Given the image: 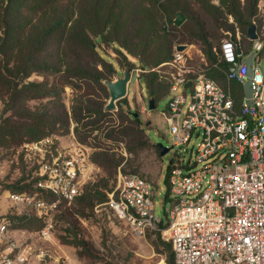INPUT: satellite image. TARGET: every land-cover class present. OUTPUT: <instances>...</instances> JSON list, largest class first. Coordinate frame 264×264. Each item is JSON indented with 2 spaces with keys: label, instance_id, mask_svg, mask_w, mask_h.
Wrapping results in <instances>:
<instances>
[{
  "label": "built area",
  "instance_id": "2783aa9c",
  "mask_svg": "<svg viewBox=\"0 0 264 264\" xmlns=\"http://www.w3.org/2000/svg\"><path fill=\"white\" fill-rule=\"evenodd\" d=\"M252 42V50L245 54L237 30V36L230 34L223 41L220 51L214 49L229 65L227 80L241 84L247 80L242 58L255 52L253 96L248 102L244 94L240 105L230 85L224 88L209 75L212 65L196 68L190 63L188 48L176 49L182 43L174 44L172 60L163 64L169 68L170 100L165 117L173 135L172 146L200 139L194 161H173L168 174L171 206L164 223L168 224L165 231L174 264H264V43L261 38ZM238 46L242 54H238ZM145 71L132 69L131 80L134 76L140 79ZM43 143L52 147V138L29 146L44 152ZM45 151L50 155L36 170L40 190L8 193L20 209L18 215L35 213L48 218L62 203L70 205L82 193L84 150L76 146ZM154 194L148 178L121 172L108 192L106 205L133 235L145 237L149 231L159 230L163 222L154 215ZM44 254L12 244L0 250V264H50Z\"/></svg>",
  "mask_w": 264,
  "mask_h": 264
},
{
  "label": "trees",
  "instance_id": "16d2710c",
  "mask_svg": "<svg viewBox=\"0 0 264 264\" xmlns=\"http://www.w3.org/2000/svg\"><path fill=\"white\" fill-rule=\"evenodd\" d=\"M260 1L0 0V98H3L1 90L7 92L0 121V147L65 135L72 123H75L74 130L80 142H85L95 130L103 129L100 122L107 113L104 105L85 95H77L69 111L63 100L66 86L83 89L86 94L93 89L107 92L104 80H112L117 69L103 54L105 49L101 44L113 47L123 56L118 60L120 67L136 68L129 60L130 56L140 62L138 67L146 70L141 77L144 76L150 98H155L157 105L169 92L170 82L161 69L173 58L177 33L185 42H200L212 65L209 75L224 88L230 85L240 105L245 94L243 84L227 80L225 73L229 71V65L214 51L216 47L211 33L200 18V12L208 15L217 28L235 33L237 25L243 39L249 42L247 46L241 42L243 52L247 54L253 46L248 30L259 15ZM178 13L187 15L181 26L174 23ZM230 18L233 23L229 22ZM261 23L257 25V31L264 43ZM221 47L217 49L220 51ZM214 63L218 67H214ZM33 74L42 75L44 79L31 80ZM39 99H47L53 108L44 106L32 110L27 107L29 101ZM126 100H119L117 105L123 107ZM8 110L13 113L6 115ZM132 117L138 128L129 135L130 142L137 148L145 147L149 138L136 113H132ZM96 154L95 160L100 166L111 164L112 157L106 150ZM37 168L34 179L19 186L23 179L20 180L11 186L13 192L32 194L40 190L36 187L39 180ZM79 199L87 202L83 211L89 204L94 206L95 202L108 207V192L102 191L99 183L90 184L87 189L83 187L72 203ZM62 206L68 205L62 203L58 210ZM9 218L11 225L26 229H39L46 219L35 213ZM167 225L162 222L159 227ZM67 242L80 247V255L90 254L85 241L77 235ZM167 260L168 264H174L173 250Z\"/></svg>",
  "mask_w": 264,
  "mask_h": 264
},
{
  "label": "rangeland",
  "instance_id": "374dc122",
  "mask_svg": "<svg viewBox=\"0 0 264 264\" xmlns=\"http://www.w3.org/2000/svg\"><path fill=\"white\" fill-rule=\"evenodd\" d=\"M184 15L187 18V15ZM200 18L205 21L216 48H219L230 34L232 37L237 36V25H235L234 33L226 28H217L211 18L203 12H200ZM229 22L233 23V18H230ZM254 22L256 25L262 22L264 26V0L259 2V15ZM239 32L241 42L247 46L249 42L243 39L240 29ZM262 36L264 37L263 27ZM174 42L188 45L190 63L196 68L211 67L207 53L200 42L192 44L185 42L182 35L178 33ZM101 47L108 55L105 52L103 54L117 69L113 79L117 75H122L128 68L120 67L118 64V60L120 61L123 56L111 46L101 44ZM129 60L136 67L140 66L136 58L130 56ZM261 67L264 71V61ZM168 71V67L161 69L164 76L168 74ZM143 77L132 78L123 107L117 105L115 110L105 109L107 113L100 122L103 129L95 130L85 142L78 141L74 130L75 123H72L69 133L51 137L52 147L45 143L41 144L44 152L30 147L29 144L32 142L9 143L0 147V250L13 244L34 253L43 251L50 264H168L167 259L171 253L172 244L165 228L152 230L145 237H137L102 203L95 202L94 206L89 204L84 211L83 205L87 202L83 203L80 199L71 205L62 206L60 210L46 218L44 225L39 229L17 228L10 224L9 218L20 212L9 198L8 193L15 191L11 186L17 185L22 179L19 186L34 179L35 169L44 158L50 155L45 149L56 152V149L66 150L78 146L82 151L84 150L86 156L82 173L83 187L87 189L90 184L99 183L101 190L107 193L114 189L121 172L140 174L154 185V215L163 222L167 221L171 206L167 196L170 190L167 176L171 162L180 160L187 164L189 160L194 161L200 139L194 138L189 145L175 146L165 155L160 154L158 143L169 148L173 145V135L165 117L170 94L168 93L157 102L156 109L150 110L148 107L150 95ZM30 79L43 80L44 77L33 74ZM51 80L50 78V82ZM106 89L107 92L93 89L86 94L83 89L74 90L66 86L63 100L69 111L77 95L90 97L95 103L102 104L105 108L110 98L107 86ZM1 95L3 98H0V121L5 109L4 100L7 97L5 89L1 90ZM44 106L53 108L47 99L31 100L27 103V107L32 110L42 109ZM12 113L8 110L6 115ZM132 113H136L149 138H147L149 143L145 147L137 148L130 142L129 135L136 132L138 128V124L136 125L132 120L134 118ZM103 150L112 157L111 164H106V167L100 166L95 160L96 153ZM3 225L6 226L5 230L1 229ZM74 235L85 241L90 254L80 255L82 249L67 242L73 239Z\"/></svg>",
  "mask_w": 264,
  "mask_h": 264
},
{
  "label": "water",
  "instance_id": "95a60500",
  "mask_svg": "<svg viewBox=\"0 0 264 264\" xmlns=\"http://www.w3.org/2000/svg\"><path fill=\"white\" fill-rule=\"evenodd\" d=\"M186 20V17L183 13H178L177 18L175 19V24L177 26H181ZM248 37L250 40L255 41L260 38L259 33L257 31V25L253 24L248 30ZM187 44H179L176 49L178 51H183L187 48ZM238 54H242V49L240 46L237 47ZM255 58V52L252 51L246 58H242V62L247 65V80L243 83V88L245 92V97L248 102H250L253 96V90L251 87V81L253 77V62ZM231 71H234V67L230 68ZM132 69H126L122 75H117L115 79L112 80H104V84L107 86L109 91V100L105 105L106 110H115L117 108V102L123 98H126L128 95L129 83L131 82ZM156 100L155 98H150L148 101V107L150 110L156 109ZM158 149L160 150L161 155H165L168 153L172 147H166L162 143L157 144Z\"/></svg>",
  "mask_w": 264,
  "mask_h": 264
}]
</instances>
